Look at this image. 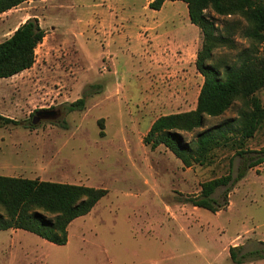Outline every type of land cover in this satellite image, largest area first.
I'll list each match as a JSON object with an SVG mask.
<instances>
[{
    "label": "rangeland",
    "instance_id": "374dc122",
    "mask_svg": "<svg viewBox=\"0 0 264 264\" xmlns=\"http://www.w3.org/2000/svg\"><path fill=\"white\" fill-rule=\"evenodd\" d=\"M151 2L29 1L0 16V43L32 17L47 33L33 68L0 79V115L18 122L0 125V175L108 190L89 215L70 225L67 245L21 234L15 258L0 259V264H236L231 248L242 247V256L264 250V164L230 188L224 210L211 213L184 203L200 195L204 183L227 175L231 161L236 177L246 160L264 152V126L245 144L244 159L221 148L206 167L187 168L164 146L152 150L143 142L159 117L194 110L202 86L196 66L190 73L203 41L197 26L186 31L191 41L185 51L177 47L184 55L179 74L173 72L172 58L158 55L146 76L130 67L138 56L134 44L146 49L152 43L171 53L167 33L147 25L148 20L173 18L166 27L178 29L179 35L186 28L178 15L188 9L185 3L167 2L158 13ZM207 14L224 40L212 62L221 71L239 66L252 49L264 58V44L245 36L249 25L242 16ZM104 29L113 31L112 48L98 37ZM186 88L189 92L182 93ZM256 96L264 108V88ZM83 97L82 111L67 110ZM41 110L59 114L34 125L35 112ZM243 110V102L236 100L223 116L207 118L197 133ZM195 135L183 136L193 141ZM225 192L221 188L215 195L220 203ZM5 236L0 231V239ZM4 243L0 252L10 248L9 241ZM242 264H264V259L250 256Z\"/></svg>",
    "mask_w": 264,
    "mask_h": 264
},
{
    "label": "trees",
    "instance_id": "16d2710c",
    "mask_svg": "<svg viewBox=\"0 0 264 264\" xmlns=\"http://www.w3.org/2000/svg\"><path fill=\"white\" fill-rule=\"evenodd\" d=\"M29 1L44 0H0V16ZM166 2L185 3L191 23L201 31L203 41L195 66L204 82L194 110L159 117L143 142L152 150L164 146L187 168L211 166L215 151L221 148H229L244 159L249 152L244 150L245 144L264 126V108L256 96L264 88V58H259L258 51L252 49L253 55H246L239 66H226L221 71L212 64L213 52L224 40L216 35L215 24L207 12L242 16L249 25L245 36L251 43L262 45L264 0H153L149 7L160 11ZM46 35L38 18L32 17L0 43V79L12 78L33 68L37 48ZM236 100H241L244 107L237 118L197 133L207 118L223 116ZM85 104L83 97L69 104L67 110L82 111ZM17 124V121L0 115L1 126ZM185 134H196V138L187 141ZM263 154L246 160L236 177L231 161L227 175L204 183L200 195L188 198L184 203L211 213L226 209L230 188L244 179L249 170L264 164ZM221 188H226L223 203L215 198ZM107 195L105 189L0 175V231L24 230L51 244L65 246L69 241L70 225L89 215ZM241 250L242 247L230 250L236 264H242L250 256L255 260L264 259V250H254L243 256Z\"/></svg>",
    "mask_w": 264,
    "mask_h": 264
},
{
    "label": "crops",
    "instance_id": "0c3cea01",
    "mask_svg": "<svg viewBox=\"0 0 264 264\" xmlns=\"http://www.w3.org/2000/svg\"><path fill=\"white\" fill-rule=\"evenodd\" d=\"M176 3L177 2H172V5L177 6ZM166 4H167V2L164 4L163 9L166 8ZM163 9L160 11H155V10H152V11L162 13V11H164ZM188 13H189L188 9L186 8V9H183L180 14H178L180 16L181 15L183 16L181 23H182V25L184 24V26H186V28L184 29L185 32L182 30L184 32V33L182 32V35L178 34V32H179L178 29H176L174 27H171V28L166 27V24L169 21H172L173 18H171V19H160V20L159 19L158 20L153 19L151 21H149L147 19L148 20L147 25L152 26V27H157L162 32L167 33L166 38L168 40V43L171 44V46H167V48H169L171 50V53H169L167 51V49H165V47L162 49H160L159 47H152V46H154L152 43L150 46L146 47V49L142 45H136L135 46V44H134L133 49H136V52L138 55L134 65L130 66L131 68L135 69L134 72H136L139 75H144V76H146L147 74L152 72L155 69V65L153 62H151V59L154 58L155 55H158L159 57H163V58H166V57L172 58L173 62L175 63V69H173V72H175V75H176V73L179 74L178 71H183L184 65L182 63L179 64V62H181L184 55L182 53H178L177 47L179 45L180 49L185 51L186 46L190 45L189 41H191L186 36L187 35L186 31H190L192 28L196 27L195 25H193L191 23V20H190ZM25 22L26 21H24V23ZM111 24H115V21H112ZM98 34L99 33H95L94 36H97ZM112 34H113V31L104 29L103 32L98 35V37H99V39L109 40L110 48H112L111 44H113V43L110 42L112 40V38L114 37V35H112ZM117 34L120 37L122 36V34L120 35L119 32ZM171 37H173V38H171ZM110 48H108V49H110ZM155 49H156V53H155ZM190 71H191L190 73H192L193 75L196 73L195 62H193V65H191ZM184 73H186V72H184ZM186 74H188V73H186ZM197 76H201V74L197 73ZM199 80L201 81V84L203 85L204 79H202V77H199ZM187 82H188V80H187ZM200 90H201V88L196 92L195 97H197V99H198V96L200 94ZM184 92H189V89L186 88V89L182 90V93H184ZM3 232H6V234H8V236L2 237L0 239V245H4L5 244L4 241H6V242L9 241L10 242V248L5 249V252L4 251L0 252V259L1 260H3V259L4 260L9 259L10 260L11 258L14 259L15 258L14 250H15L16 245L18 244L17 240H18L19 235L31 234V233L26 232L24 230H16V229H11L8 231H3ZM19 243L21 244V242H19ZM25 256H29V255L26 253Z\"/></svg>",
    "mask_w": 264,
    "mask_h": 264
},
{
    "label": "water",
    "instance_id": "95a60500",
    "mask_svg": "<svg viewBox=\"0 0 264 264\" xmlns=\"http://www.w3.org/2000/svg\"><path fill=\"white\" fill-rule=\"evenodd\" d=\"M59 112L56 110H41L35 113L33 117V124L37 125L42 121H51L55 120Z\"/></svg>",
    "mask_w": 264,
    "mask_h": 264
}]
</instances>
